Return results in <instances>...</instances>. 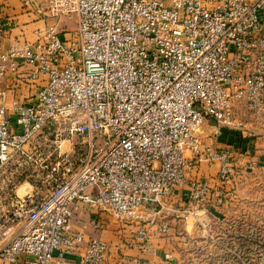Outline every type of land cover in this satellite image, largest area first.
Wrapping results in <instances>:
<instances>
[{"label": "built area", "instance_id": "obj_1", "mask_svg": "<svg viewBox=\"0 0 264 264\" xmlns=\"http://www.w3.org/2000/svg\"><path fill=\"white\" fill-rule=\"evenodd\" d=\"M51 5L55 15L78 16L76 40L49 24L43 40L0 53V81L14 57L31 66L30 80L46 76L23 99L9 101L0 88V181L16 226L0 264H67L80 246L81 262H104L110 244L74 227L79 203L131 225L187 185L195 213L217 192L206 176L190 179L200 162L219 163L223 183L235 170L230 150L203 148L202 125L240 128L238 102L264 107V0ZM4 30L0 17V51ZM91 224L102 227L98 217ZM149 237L146 227L135 236L144 245Z\"/></svg>", "mask_w": 264, "mask_h": 264}, {"label": "crops", "instance_id": "obj_2", "mask_svg": "<svg viewBox=\"0 0 264 264\" xmlns=\"http://www.w3.org/2000/svg\"><path fill=\"white\" fill-rule=\"evenodd\" d=\"M0 17L5 23L0 53L6 52L25 41L36 44L38 41L43 40L44 30L49 24H55L59 28L62 38L68 42L78 38V16L72 15L70 18L55 15L52 11L51 0H37L29 6H25L24 0H0ZM4 62L7 71L0 81V88L6 89L10 99H23L30 93L36 92L46 81L45 75H40L36 80L28 78L27 73L31 66L26 63L23 57L10 58ZM14 64L16 69H13ZM243 120L246 126L252 125L247 118L243 117ZM213 124L212 128L217 133H222L218 136L219 139L228 141L229 146L240 147L239 149L246 145L244 143L249 139L252 140L258 134L263 133L262 130L258 129L256 131L258 134L254 137L250 134L249 137L243 138L247 134L244 131L218 128V124ZM238 137L241 138L238 139ZM203 138L207 140L206 136H203ZM255 155L260 159L264 157L262 153L256 154L254 152L253 156L249 155L245 160L254 159ZM244 161L241 164H244ZM202 167L201 173L203 171L202 174L210 177L213 185L221 183L218 179L219 163L212 165L206 163ZM226 187L228 189L229 184ZM187 189L188 186L186 185L178 191L177 195L173 197L174 200L169 201L171 204L166 208L167 211L163 208L157 211V208L146 206L140 210L138 218L131 225L120 222L108 211L91 209L86 204L79 203L75 207L74 227L83 229L90 237L100 238L110 244V255L101 264H137L139 260H148L153 264H176V258L180 256L179 246L182 233L190 227L191 214H188V209L184 207L187 204L189 206V202L184 198ZM224 206H226V203L211 196L201 206L196 207L199 209L198 211L195 209L196 212H204L211 217L213 214L214 216L217 215V212ZM95 212H98V214H95ZM95 217H98L102 222L101 228L97 229L91 224V220ZM163 224L169 226L168 234L158 231ZM140 226L146 227L149 231V243L146 245L135 238L137 230L141 228ZM183 227L185 230H183ZM83 249L84 247L80 246L75 252L71 253L67 257V264H85L81 262ZM168 254L172 258H168Z\"/></svg>", "mask_w": 264, "mask_h": 264}, {"label": "rangeland", "instance_id": "obj_3", "mask_svg": "<svg viewBox=\"0 0 264 264\" xmlns=\"http://www.w3.org/2000/svg\"><path fill=\"white\" fill-rule=\"evenodd\" d=\"M72 15L76 14L63 16L71 18ZM243 117L250 120L252 125L246 126ZM236 120L241 121L242 125L232 130L246 132L243 138L249 137L250 134L254 137L258 134L256 132L258 129L263 133L258 134L252 140L249 139L244 143L246 145L239 149L240 147H231L228 141L218 138L222 133H217L212 128L213 123L218 124L215 120L209 119L202 125L200 137L203 148L211 146L216 150H230L235 170L232 178L226 183L218 178L221 183L213 185L217 192L210 193L208 196L226 203L217 215L213 214L210 217L204 212H196L197 208L192 209L195 213L191 214L190 227L182 233L179 246L180 256L176 258V264H264V157L260 159L255 155L254 159L245 160L249 155L253 156L254 152L262 153L264 156V107L256 111L247 103L238 102ZM218 126V128L231 129L219 124ZM203 136H206L208 141ZM242 161L244 164H241ZM203 164L206 162H200L191 173L190 179L206 176L202 174L203 171L201 173ZM208 178L210 180V177ZM227 184H229L228 189ZM19 192L22 193L23 190ZM170 200L174 199L168 198L163 209L166 210L171 204ZM184 207L189 209L190 203L189 206L187 204ZM157 209L159 211L162 208ZM9 210L10 205L4 190L1 189L0 181V245L12 236L16 228L7 222L5 217ZM183 230H185L184 227ZM168 231L163 234H168Z\"/></svg>", "mask_w": 264, "mask_h": 264}]
</instances>
